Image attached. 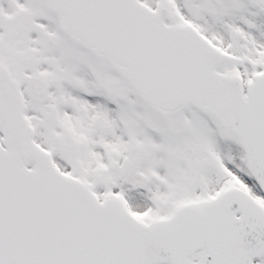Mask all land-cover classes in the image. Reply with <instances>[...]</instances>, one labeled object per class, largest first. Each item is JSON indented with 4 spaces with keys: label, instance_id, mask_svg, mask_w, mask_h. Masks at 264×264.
Returning <instances> with one entry per match:
<instances>
[{
    "label": "snow or ice",
    "instance_id": "6c2138e0",
    "mask_svg": "<svg viewBox=\"0 0 264 264\" xmlns=\"http://www.w3.org/2000/svg\"><path fill=\"white\" fill-rule=\"evenodd\" d=\"M0 264H264V0H0Z\"/></svg>",
    "mask_w": 264,
    "mask_h": 264
}]
</instances>
